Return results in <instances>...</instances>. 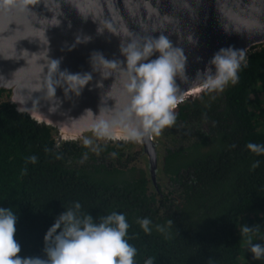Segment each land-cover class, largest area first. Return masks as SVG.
I'll list each match as a JSON object with an SVG mask.
<instances>
[{
  "label": "trees",
  "instance_id": "1",
  "mask_svg": "<svg viewBox=\"0 0 264 264\" xmlns=\"http://www.w3.org/2000/svg\"><path fill=\"white\" fill-rule=\"evenodd\" d=\"M238 77L222 92L205 90L176 108L170 132L186 130L189 144L166 149L167 155L160 150L156 162L179 185L171 201L155 191L148 196V159L140 144L98 142L86 133L101 149L105 159H100L78 140L57 142L53 127L1 100L6 91L0 89V207H12L17 216L19 255L43 257L45 234L79 202L94 221L113 211L125 214L136 264L148 258L153 264H264V258H253L239 232L244 224L260 225L252 242L264 244V155L246 147L264 144V45L249 51ZM191 124L199 125L197 131ZM115 150L117 162L108 156ZM32 155L35 164L27 161ZM132 156L140 162L131 167ZM145 217L152 222L150 233L136 223Z\"/></svg>",
  "mask_w": 264,
  "mask_h": 264
},
{
  "label": "water",
  "instance_id": "2",
  "mask_svg": "<svg viewBox=\"0 0 264 264\" xmlns=\"http://www.w3.org/2000/svg\"><path fill=\"white\" fill-rule=\"evenodd\" d=\"M160 34L187 57L188 80L176 78L185 101L202 87L193 82L197 72L221 48L244 49L247 57L253 47L264 45V0H11L0 6V89L16 110L27 107L33 120L53 127L57 142L77 141L98 118L118 121L127 101L119 71L103 66L105 77L112 73L103 79L92 69V54L124 61L121 42ZM191 36L195 44L188 42ZM49 58L60 60L61 71L92 74L79 96H66L58 87L54 101L46 82ZM138 144L154 179L152 139Z\"/></svg>",
  "mask_w": 264,
  "mask_h": 264
},
{
  "label": "clouds",
  "instance_id": "3",
  "mask_svg": "<svg viewBox=\"0 0 264 264\" xmlns=\"http://www.w3.org/2000/svg\"><path fill=\"white\" fill-rule=\"evenodd\" d=\"M10 2L11 0H0V6H6ZM80 42L81 39L77 37V43ZM188 42L196 43L193 36L189 37ZM120 52L125 57L124 61L108 60L99 52H94L91 56L93 71L99 72L103 79L112 76L111 72L107 77L104 76L103 66L119 71L122 91L127 101L118 121L98 118L90 131L99 140L145 143L159 137L165 128L176 124L175 110L184 99V91L177 86L176 78L188 80L185 75L187 57L183 48L174 46L164 34L121 42ZM154 55L156 58L150 59ZM49 59L50 71L46 82L54 101L58 87L64 89L66 96L68 93L79 96L93 78L91 73L73 74L67 69L61 71L60 60ZM245 60L246 50L221 48L213 55L206 68L197 72L193 82H199L208 92H222L229 83L234 85L238 82V72ZM97 63L102 67L98 68ZM97 86L102 88L103 84L99 83ZM102 106L103 96L99 113ZM28 109L19 107L17 111L24 114ZM88 112L93 113L86 110ZM83 146L97 154L101 150L91 138H84ZM246 147L257 155H264V144L250 142ZM112 155L115 157L116 153ZM37 160L35 155L27 158L32 164L37 163ZM258 166L259 161L252 165L253 168ZM16 222L17 216L12 207H0V264H136L138 250L129 243L130 225L125 214L113 211L94 221L89 213H82L81 204L75 202L56 218L45 234L43 257L19 255L21 246L15 239ZM136 223L145 233L151 232L152 222L149 218L137 219ZM167 223L171 226L173 221L169 220ZM157 228L159 231L165 230L159 225ZM259 231L260 225L249 227L244 224L239 229L255 260L264 258V244L252 242V234ZM144 264H153V258H148Z\"/></svg>",
  "mask_w": 264,
  "mask_h": 264
},
{
  "label": "flooded vegetation",
  "instance_id": "4",
  "mask_svg": "<svg viewBox=\"0 0 264 264\" xmlns=\"http://www.w3.org/2000/svg\"><path fill=\"white\" fill-rule=\"evenodd\" d=\"M191 125L194 126V127L192 129L191 128L190 129L194 130V131H197V127H199V125H197V124H191ZM181 126L183 127L184 124H182ZM189 126H190V124H189ZM170 129L171 128H167L166 130L164 129L162 134L159 137L152 138V142H153V145H154V148H155V151H156V155L155 156H156V159H157V164L161 160L160 159L161 155L159 156V151L160 150H162V155H167L166 149H172V150H174V149L175 150L176 149H182L183 150V149L186 148V145L189 144V141H187V139H185V134L187 133L186 130H183V131L181 130V132H179V134H174L173 135L170 132ZM84 138H86V137L83 136L82 138L78 139V141L83 143V139ZM97 141L99 142L101 140L97 139ZM103 141H108V140H103ZM116 152H117L116 150H115V152H109L108 156H110V158H112V159H115V161L117 162L118 161L117 160L118 157L117 156L113 157V155H112V153H116ZM98 156H99L100 159H105L104 155H101L100 152H99ZM110 160L107 159V163H110ZM123 160H125L126 164H128L130 162V166L131 165H135V164L137 165L140 162L139 158H137L136 156H132L130 158L129 162H127V158L123 159ZM157 164H156V168L154 170V179H152L151 176H150V166H149V163L147 162L148 171H149V180H148V183H147V190H148L147 194H148V196H150L155 191L157 194L160 193L159 194L160 197H162V198L167 197L168 200L171 201L172 198H174V195H175V192L173 190L176 189V186L178 188L179 185H177L175 183V181L172 180V177L170 176V174L164 173L161 170H159V167H158ZM143 170L145 171L144 168H143Z\"/></svg>",
  "mask_w": 264,
  "mask_h": 264
},
{
  "label": "rangeland",
  "instance_id": "5",
  "mask_svg": "<svg viewBox=\"0 0 264 264\" xmlns=\"http://www.w3.org/2000/svg\"><path fill=\"white\" fill-rule=\"evenodd\" d=\"M203 91H205V89H204V88H201L200 90H198V91H196V92H194V93L188 94V95H189L188 98H194V97H197V96H199ZM7 97H8V93L5 92V93L2 95L1 100H7ZM134 171H135V170H134ZM135 172H137V170H136ZM135 172L132 171V172L129 173V175H130L131 177H134V176H135Z\"/></svg>",
  "mask_w": 264,
  "mask_h": 264
},
{
  "label": "bare ground",
  "instance_id": "6",
  "mask_svg": "<svg viewBox=\"0 0 264 264\" xmlns=\"http://www.w3.org/2000/svg\"><path fill=\"white\" fill-rule=\"evenodd\" d=\"M201 88H203V87H201ZM201 88H200V89H201ZM200 89L193 90V91L190 92L189 94L194 93V92H196V91H198V90H200Z\"/></svg>",
  "mask_w": 264,
  "mask_h": 264
}]
</instances>
